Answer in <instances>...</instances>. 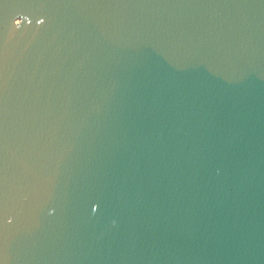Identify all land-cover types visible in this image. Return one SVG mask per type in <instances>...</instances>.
<instances>
[{
    "label": "water",
    "instance_id": "water-1",
    "mask_svg": "<svg viewBox=\"0 0 264 264\" xmlns=\"http://www.w3.org/2000/svg\"><path fill=\"white\" fill-rule=\"evenodd\" d=\"M0 264H264V0H0Z\"/></svg>",
    "mask_w": 264,
    "mask_h": 264
}]
</instances>
